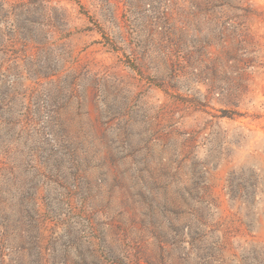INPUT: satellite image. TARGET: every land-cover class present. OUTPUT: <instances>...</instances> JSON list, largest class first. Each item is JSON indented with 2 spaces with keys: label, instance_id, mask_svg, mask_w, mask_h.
<instances>
[{
  "label": "rangeland",
  "instance_id": "rangeland-1",
  "mask_svg": "<svg viewBox=\"0 0 264 264\" xmlns=\"http://www.w3.org/2000/svg\"><path fill=\"white\" fill-rule=\"evenodd\" d=\"M0 264H264V0H0Z\"/></svg>",
  "mask_w": 264,
  "mask_h": 264
},
{
  "label": "trees",
  "instance_id": "trees-1",
  "mask_svg": "<svg viewBox=\"0 0 264 264\" xmlns=\"http://www.w3.org/2000/svg\"><path fill=\"white\" fill-rule=\"evenodd\" d=\"M78 3H79V5L81 6V9L84 10V8H83V6L80 4V2H78ZM89 18H90V17H89ZM90 19H91V18H90Z\"/></svg>",
  "mask_w": 264,
  "mask_h": 264
}]
</instances>
